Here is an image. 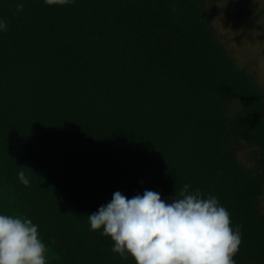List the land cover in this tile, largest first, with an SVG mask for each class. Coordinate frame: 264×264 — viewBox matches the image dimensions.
<instances>
[{"label": "trees", "instance_id": "1", "mask_svg": "<svg viewBox=\"0 0 264 264\" xmlns=\"http://www.w3.org/2000/svg\"><path fill=\"white\" fill-rule=\"evenodd\" d=\"M208 2L0 0V214L38 225L46 264H136L88 215L116 191L171 202L185 185L229 212L235 264H264V92Z\"/></svg>", "mask_w": 264, "mask_h": 264}, {"label": "clouds", "instance_id": "2", "mask_svg": "<svg viewBox=\"0 0 264 264\" xmlns=\"http://www.w3.org/2000/svg\"><path fill=\"white\" fill-rule=\"evenodd\" d=\"M47 5H68L75 0H44ZM23 5L18 4L17 10ZM0 31L6 23L0 20ZM19 181L29 178L18 171ZM180 193L181 198L162 199L145 190L130 199L120 191L106 205L88 215L91 231L114 242L112 251L136 264H235L241 233L230 227V214L215 196L202 198L199 190ZM47 247L38 225L22 216L0 214V264H46Z\"/></svg>", "mask_w": 264, "mask_h": 264}, {"label": "rangeland", "instance_id": "3", "mask_svg": "<svg viewBox=\"0 0 264 264\" xmlns=\"http://www.w3.org/2000/svg\"><path fill=\"white\" fill-rule=\"evenodd\" d=\"M240 2L245 11L256 13L264 9V0H209L211 20L219 38L235 57H239V65L252 73L254 80L264 92V16L249 24H234L232 19L222 17L217 11L218 6ZM249 15L243 18H249ZM250 150L243 148L239 152L240 158L246 159ZM264 212V195L260 201Z\"/></svg>", "mask_w": 264, "mask_h": 264}]
</instances>
